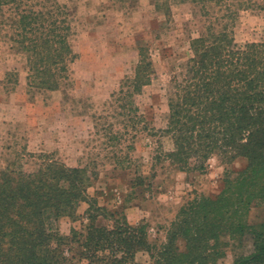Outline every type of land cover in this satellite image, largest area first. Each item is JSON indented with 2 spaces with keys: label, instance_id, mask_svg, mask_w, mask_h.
<instances>
[{
  "label": "trees",
  "instance_id": "1",
  "mask_svg": "<svg viewBox=\"0 0 264 264\" xmlns=\"http://www.w3.org/2000/svg\"><path fill=\"white\" fill-rule=\"evenodd\" d=\"M194 2L217 6L224 0ZM237 17L226 7L191 41L190 58L170 77L167 125L152 130L160 157L179 171L203 173L219 156L226 166L223 189L184 205L166 241L153 244L145 225H131L90 195L96 174L42 154L36 171H0V264H135L142 252L151 264H219L225 236L252 240V253L234 264H264V223L249 222L254 208L264 211V35L238 44L231 29ZM7 27L9 39L28 56L29 86L60 90L76 59L68 8L58 0H0V28ZM157 77L149 49L140 47L133 77L112 95L136 134L144 121L138 97ZM239 161V171L229 168ZM82 204L88 224L62 233V221H77ZM100 218L108 224L98 226Z\"/></svg>",
  "mask_w": 264,
  "mask_h": 264
},
{
  "label": "rangeland",
  "instance_id": "2",
  "mask_svg": "<svg viewBox=\"0 0 264 264\" xmlns=\"http://www.w3.org/2000/svg\"><path fill=\"white\" fill-rule=\"evenodd\" d=\"M58 2L69 10L76 54L60 90L29 86L28 56L9 39L11 30L0 28V171H36L42 154H52L70 167H87L96 174L90 195L131 225H145L151 243L161 244L184 205L223 189L226 168L214 156L205 172H183L160 157L152 130L167 125L171 74L190 58L191 41L206 33L211 16H221L226 7L238 13L231 26L236 42H260L264 0H224L217 6L194 0ZM140 47L149 49L158 77L138 97L144 121L136 134L132 126L126 127L127 118L120 115L124 110L112 95L133 77ZM164 147L172 148L169 139ZM243 164L239 161L229 168L239 171ZM87 208L82 204L75 222L64 219L62 233L69 234L73 227L84 229ZM249 222L263 224V208H254ZM107 224L103 218L97 222ZM222 248L226 256L219 264H234L237 257L253 251L250 237L225 236ZM135 264H151L149 255L139 253Z\"/></svg>",
  "mask_w": 264,
  "mask_h": 264
}]
</instances>
